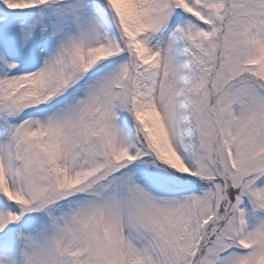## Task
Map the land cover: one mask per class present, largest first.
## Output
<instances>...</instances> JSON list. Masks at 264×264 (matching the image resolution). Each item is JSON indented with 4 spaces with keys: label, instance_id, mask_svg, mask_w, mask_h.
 I'll return each instance as SVG.
<instances>
[{
    "label": "snow or ice",
    "instance_id": "obj_1",
    "mask_svg": "<svg viewBox=\"0 0 264 264\" xmlns=\"http://www.w3.org/2000/svg\"><path fill=\"white\" fill-rule=\"evenodd\" d=\"M0 264H264V0H0Z\"/></svg>",
    "mask_w": 264,
    "mask_h": 264
}]
</instances>
